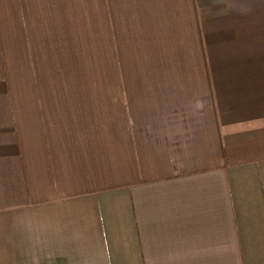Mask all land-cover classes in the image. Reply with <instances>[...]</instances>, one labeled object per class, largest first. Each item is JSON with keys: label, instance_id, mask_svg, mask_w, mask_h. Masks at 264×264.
<instances>
[{"label": "crops", "instance_id": "obj_1", "mask_svg": "<svg viewBox=\"0 0 264 264\" xmlns=\"http://www.w3.org/2000/svg\"><path fill=\"white\" fill-rule=\"evenodd\" d=\"M0 264H264V0H0Z\"/></svg>", "mask_w": 264, "mask_h": 264}]
</instances>
